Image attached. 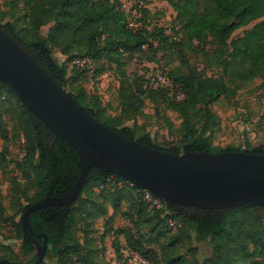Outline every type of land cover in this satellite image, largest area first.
<instances>
[{
	"label": "trees",
	"instance_id": "trees-1",
	"mask_svg": "<svg viewBox=\"0 0 264 264\" xmlns=\"http://www.w3.org/2000/svg\"><path fill=\"white\" fill-rule=\"evenodd\" d=\"M165 1L176 11L183 44L190 47L194 44H206L212 39L225 47L223 52L221 50V55L224 56L220 63L223 66V73L219 77H205L178 69L168 74L182 86L183 93L186 94V97L180 100L170 96L164 89H143V84L135 78H130L122 68L124 64L122 59L127 52H140L144 49L143 45L152 47L153 39L156 37L159 38L156 51L164 47L170 50L177 49L178 41H173L165 34L163 28H154L153 31L144 28L135 30L130 25L127 14L117 7L114 0H24L26 13L20 16L16 12L18 9L16 0L12 4L13 11L0 10V26L33 54L54 79L69 90L95 119L129 139L173 153L239 150L264 154V145L244 149L228 146L214 150L211 148L208 130L215 116L208 111L207 120L201 128H196L192 121L198 103L207 105L210 101L217 100L231 89V84L238 88L241 86L238 79L240 81L254 79L259 72L264 75V0ZM252 22H255L254 25L245 30L241 37L231 38L236 29ZM46 25L50 26L47 33L43 34L41 29ZM71 43L81 49V54L70 56L68 61L76 57L90 56L95 62L93 73L104 68V63L101 67L98 66L100 60L115 65L121 78L119 98L129 112L140 113L145 97L151 100H155L156 95L167 100L170 98L171 107L178 110L183 117L181 130L185 133L182 142L161 145L149 132L138 134L137 127L122 126L121 116L107 115L105 106L98 96L89 95L79 84H75V79H69V75L73 73L80 72L76 73L77 77L81 73H90L89 70L70 71L56 59L53 48L70 53ZM69 82L71 89L67 85ZM10 96L16 99L22 108L26 130L23 137L25 164L29 166L26 178L29 179L28 188L36 190L31 197L28 192H23L28 203L20 209L19 213L22 216L30 204L42 200L47 195L59 196L73 188L80 175L81 166L76 150L71 148L65 139L56 136L37 116L23 106L17 95L2 81H0V135L7 137L1 104L3 99H9ZM3 163L0 160L1 168ZM96 188L98 190H95ZM93 191L98 192L95 198L92 195ZM125 191L134 203L136 198L137 205L135 204L134 208L140 219L148 212L155 213L158 217L166 212V217L160 220L161 222L166 220L167 223L168 215H171L168 213L171 212L172 217L181 219L195 231L197 240L211 242L212 256L205 257L202 264H264V205L207 210L198 206L165 202L162 209L150 208L145 199V190L138 189L123 177L103 173L95 167L89 172L81 194L73 204L52 205L30 214L29 221L33 231L41 234L40 237L36 236V240L43 244L47 236L46 255L52 258L51 261L43 259L40 264H108L104 260L103 262L98 260L97 256L92 257L95 254L93 240L89 236L90 232L84 230L92 224L86 222L84 213L87 212L92 218L106 215L108 203L118 211ZM130 215L133 220V213ZM251 217L257 222V228L253 226ZM111 219L112 217L109 222ZM80 221L85 224L82 240L76 233ZM15 225L18 237L22 240L23 253L32 254L36 251V246L26 236L21 220ZM135 226L139 227L138 223H135ZM166 226L168 227L167 224ZM118 233L125 235L126 248L137 251L149 262L152 260L153 264H192L191 260L172 255L175 251H171L169 255L163 252L159 257L157 251L147 250L143 246L145 240L143 234H140L138 239L131 230H118ZM176 241L177 235L172 236L171 246H175ZM114 246L117 255L121 257L118 240H115ZM160 246L164 249L163 244ZM1 258L14 261L11 257ZM35 259L36 254L33 255L32 261Z\"/></svg>",
	"mask_w": 264,
	"mask_h": 264
},
{
	"label": "rangeland",
	"instance_id": "rangeland-1",
	"mask_svg": "<svg viewBox=\"0 0 264 264\" xmlns=\"http://www.w3.org/2000/svg\"><path fill=\"white\" fill-rule=\"evenodd\" d=\"M15 1L0 0V10L13 11L12 4ZM114 1L117 7L127 14L130 25H133L135 30L144 28L153 31L154 28H163L165 31L169 30L176 34V38L169 36L173 41H178L177 49L170 50L164 47L156 51L159 40L156 37L153 39L154 45L152 47L147 45L140 52H127L124 55L122 68L130 78H135L142 83L143 89H154L149 76L155 67L162 68L167 74L178 69L212 78L219 77L223 73V66L220 63L224 57L221 53L225 47L218 45L212 39L206 44H194L190 47L183 44L176 11L167 1ZM17 2L18 9L16 12L20 16L26 13V8L24 0H17ZM255 22L236 29L231 38L241 37L245 30L251 28ZM49 26L42 27L43 34L47 33ZM231 38L228 40L229 42ZM69 46L70 53H65L60 48H53V53L59 63L64 64L70 56L81 54V49L74 43ZM103 63L105 64L104 68L100 71L81 73L77 77L76 73L80 72H76L69 75V79H75V84H79L89 95L98 96L105 106L107 115L121 116L122 126L137 127L138 134L149 132L161 145L182 142L185 133L181 130L183 117L178 110L171 107L170 102L172 100L170 98H168L169 100L163 99L160 95H156L155 100L145 97L140 113L129 112L119 98L118 91L121 78L115 69V65L100 60L98 66L101 67ZM237 81L241 85L238 88L231 84V89L217 100L210 101L207 105L202 102L196 105V114L192 119L196 128H201L206 122L208 111L215 116L208 130L211 148L214 150L228 146L244 149L249 146L264 145V75L259 72L254 76V79L246 81L238 79ZM67 85L71 89V82ZM144 96L146 95L144 94ZM184 96L186 97V94ZM1 112L7 137L0 135V160L4 162L3 168L0 167V258L6 256L11 257L14 261L32 264L34 262L32 261L33 255L36 254V251L30 255L23 253L22 240L18 237L15 225L20 221L21 207L28 203L23 192H28L31 197L36 191L28 188L30 184H28L29 179L26 178L29 166L25 164L26 152L23 137L26 130L22 108L16 99L10 96L9 99H3ZM127 189L126 187L125 190ZM123 193L125 197L122 199L118 211L108 203L106 215L92 218L88 216L87 212L84 213L86 222L92 224L89 228L84 229L90 232L89 236L93 240L92 247L95 254L92 257L97 256L98 260L101 262L104 260L108 264H128V261L125 260L126 238L123 233L117 234L118 230H131L138 239L140 234H143L145 238L143 246L147 250L157 251L159 257L162 256L163 252L169 255L171 251H175L172 255L191 260L192 264L194 262L195 264H202L205 257L212 256L211 242L197 240L195 231L181 219L172 217L171 212L168 213L171 214L168 215V219L166 218L167 223L166 220L164 222L160 220V218L166 217V212H163L160 217L155 213L148 212L140 219L134 208L135 204L137 205L136 198L134 203L127 191ZM92 195L95 198L98 192L93 191ZM131 213H133V220ZM110 217H112V221L109 222ZM169 220L178 221L181 226L176 229L170 228ZM251 222L257 228V222L254 221L253 217H251ZM135 223H138L139 227H136ZM84 226V222L80 221L76 227V233L81 240ZM160 230L164 234H161ZM174 235H177V241L175 246H171V237ZM115 240H118L121 247V257L115 251ZM160 244L164 245V249H161ZM44 259L46 261L52 260L50 255H46ZM165 261L166 258L164 257L163 262ZM150 264H153L152 260H150Z\"/></svg>",
	"mask_w": 264,
	"mask_h": 264
},
{
	"label": "water",
	"instance_id": "water-1",
	"mask_svg": "<svg viewBox=\"0 0 264 264\" xmlns=\"http://www.w3.org/2000/svg\"><path fill=\"white\" fill-rule=\"evenodd\" d=\"M0 81L7 84L23 106L56 136L74 148L81 166L73 188L47 195L30 204L20 220L36 246L40 264L48 248L36 240L29 221L40 208L70 206L81 194L92 168L125 178L138 189L149 190L165 202L207 210L264 205V154L239 150L222 152H168L129 139L95 119L17 39L0 26ZM0 264H24L0 258Z\"/></svg>",
	"mask_w": 264,
	"mask_h": 264
},
{
	"label": "built area",
	"instance_id": "built-area-1",
	"mask_svg": "<svg viewBox=\"0 0 264 264\" xmlns=\"http://www.w3.org/2000/svg\"><path fill=\"white\" fill-rule=\"evenodd\" d=\"M133 27V25H131ZM165 33L167 35H171L172 37L176 38V34L172 31L166 30ZM146 45H143V48ZM64 65L70 70H81L87 69L92 71L95 67V62L92 57L90 56H83V57H76L71 61H67ZM152 86L155 89H164L168 91L169 95L180 100L183 98V88L182 86L172 79L162 68L155 67L152 69L151 74L149 76ZM145 199L149 203L150 208H157L162 209L165 207V201L156 197L152 192L149 190H145ZM181 226L178 221L169 220V227L170 228H177ZM125 256L128 261V264H150L149 260L142 255H140L137 251L126 248Z\"/></svg>",
	"mask_w": 264,
	"mask_h": 264
}]
</instances>
